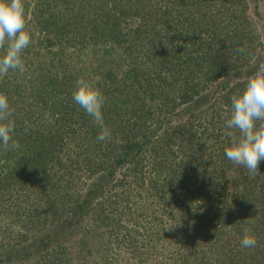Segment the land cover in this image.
<instances>
[{"label": "trees", "instance_id": "1", "mask_svg": "<svg viewBox=\"0 0 264 264\" xmlns=\"http://www.w3.org/2000/svg\"><path fill=\"white\" fill-rule=\"evenodd\" d=\"M24 6L25 71L0 77L20 145H0V264H112L122 232L140 264H264V161L253 175L225 155L261 43L247 0ZM78 79L105 97L106 141Z\"/></svg>", "mask_w": 264, "mask_h": 264}, {"label": "clouds", "instance_id": "2", "mask_svg": "<svg viewBox=\"0 0 264 264\" xmlns=\"http://www.w3.org/2000/svg\"><path fill=\"white\" fill-rule=\"evenodd\" d=\"M30 43L24 0H0V51H3V55H0V77L10 70L25 71L21 54ZM249 56L251 63L256 64V55ZM72 99L101 128L97 140H108L110 130L104 124L102 111L105 97L95 84L78 79ZM11 116L8 98L0 93V145L5 150L10 146L20 147L13 140L16 126L9 119ZM236 132L239 133L238 137ZM225 135L231 139V145L225 148L226 157L235 165L245 167L249 173L259 174L260 162L264 161V62H260L257 71L247 78L243 91L232 95L231 113L225 119ZM256 244V238L246 229L241 246L254 248Z\"/></svg>", "mask_w": 264, "mask_h": 264}, {"label": "rangeland", "instance_id": "3", "mask_svg": "<svg viewBox=\"0 0 264 264\" xmlns=\"http://www.w3.org/2000/svg\"><path fill=\"white\" fill-rule=\"evenodd\" d=\"M250 6V14L252 16L253 22L256 24L257 32L261 34L260 36V45L254 46L256 49V64L251 63V60L248 63V66H243L240 68L239 77L237 80L245 81L251 75H253L257 71V67L260 62H264V0H247ZM247 62V61H246ZM128 225L129 223L125 221ZM122 234L118 236H114L112 241L110 242L109 249L107 254L109 255L107 258L112 262V264H140L135 259H133V253L131 248L126 245V240L122 238ZM144 239V238H143ZM141 244H139V248ZM138 248V251H139Z\"/></svg>", "mask_w": 264, "mask_h": 264}]
</instances>
